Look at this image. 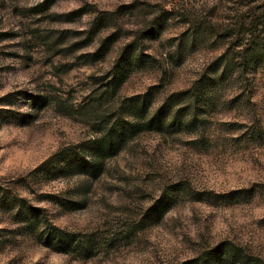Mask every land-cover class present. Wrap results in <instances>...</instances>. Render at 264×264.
I'll use <instances>...</instances> for the list:
<instances>
[{"label":"rangeland","instance_id":"1","mask_svg":"<svg viewBox=\"0 0 264 264\" xmlns=\"http://www.w3.org/2000/svg\"><path fill=\"white\" fill-rule=\"evenodd\" d=\"M195 86V124L140 129L96 175L76 171L115 115ZM244 254L264 260V0H0V264Z\"/></svg>","mask_w":264,"mask_h":264},{"label":"trees","instance_id":"2","mask_svg":"<svg viewBox=\"0 0 264 264\" xmlns=\"http://www.w3.org/2000/svg\"><path fill=\"white\" fill-rule=\"evenodd\" d=\"M77 11H82V8H77ZM162 13L167 14L168 10L163 8ZM156 20L157 19H155L154 22ZM150 23L152 24V26H149L148 28L153 29V34H155L157 30H159L160 23ZM92 26H90L89 28H91ZM157 26L158 28H155ZM143 30L147 31V28L140 30V32H142ZM110 42V35H105L92 51L84 52L82 55L88 56L89 60L97 59L104 54V51L109 46ZM132 53V41L121 47L120 51L112 62L110 70L108 71L109 78L106 82L107 88L111 87L112 82L116 79L117 82H120L124 78L125 72L124 70H122V68L124 67V65H128L131 61H135L136 59L135 57L133 58ZM194 88H196V86L170 92L157 106L152 108V110L148 113L145 110V106L141 104V110L139 112L138 119L135 121L125 120L121 116V114L115 115L105 128L100 129L101 132L92 141L87 156L82 153H76V156L73 160V166L75 167L76 171L83 173L86 176L92 177L96 175L102 168L104 157L116 153L121 147L122 143L126 140V138L140 129H168L172 127L173 129H179L182 125L185 124H195L198 114L197 109L195 108V106L190 107V102L185 101L189 97L190 90H193ZM46 162L47 160L43 163ZM164 209V206L157 209V214H161ZM221 248V244L217 245L216 247L210 249L207 255H211L210 258H212V255L220 251ZM81 251L84 256L90 255L91 244L89 240H84V245L81 247ZM223 253H225L226 255L235 254L234 252L229 250H224ZM203 259V256H196L190 259H185L179 264H209L207 262V259ZM238 264H264V260L256 256L244 254L243 258L238 260Z\"/></svg>","mask_w":264,"mask_h":264}]
</instances>
